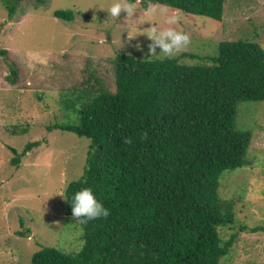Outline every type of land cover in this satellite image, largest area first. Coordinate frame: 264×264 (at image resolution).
Segmentation results:
<instances>
[{
  "label": "trees",
  "instance_id": "trees-1",
  "mask_svg": "<svg viewBox=\"0 0 264 264\" xmlns=\"http://www.w3.org/2000/svg\"><path fill=\"white\" fill-rule=\"evenodd\" d=\"M5 1L12 13L19 0ZM148 1L215 20L226 2L139 0L145 8ZM53 14L73 19L71 11ZM183 56L197 63L118 53L113 91L91 72L79 91L70 90L79 99V124L52 126L89 144L82 174L64 189V212L73 216L72 195L91 188L110 215L79 222L76 252L45 246L30 264H221L235 234L225 240L218 230L233 223L243 195L222 194L221 178L254 160L252 133L236 129L235 118L240 102L264 101V50L237 39L219 42L213 55Z\"/></svg>",
  "mask_w": 264,
  "mask_h": 264
},
{
  "label": "rangeland",
  "instance_id": "rangeland-1",
  "mask_svg": "<svg viewBox=\"0 0 264 264\" xmlns=\"http://www.w3.org/2000/svg\"><path fill=\"white\" fill-rule=\"evenodd\" d=\"M112 2L19 0L10 13L0 0V49L6 51L0 53V264H30L45 246L65 253L82 246L79 222L64 212V189L82 174L89 140L52 125L79 124V99L70 90L79 91L90 72L113 91L116 54L150 58L152 24L189 35L190 45L175 56L187 64L197 60L183 54H216L224 40H248L264 50V0H226L221 20L167 6L168 15L180 16L176 25L146 15L165 5L148 1L145 8L129 0L133 17L113 18L107 14ZM57 9L73 12V19L55 17ZM235 127L251 131L248 151L255 156L250 166L221 178L222 194H243L233 223L218 230L225 240L235 234L221 264H264V101L240 102ZM10 147L20 155L17 165Z\"/></svg>",
  "mask_w": 264,
  "mask_h": 264
},
{
  "label": "clouds",
  "instance_id": "clouds-1",
  "mask_svg": "<svg viewBox=\"0 0 264 264\" xmlns=\"http://www.w3.org/2000/svg\"><path fill=\"white\" fill-rule=\"evenodd\" d=\"M136 11L135 4L129 2V0H113L107 14L113 18H118L123 12L127 14V17H133ZM146 15L158 17L164 25H176L180 20L179 14L168 15L167 6L159 9L151 7L146 10ZM146 36L151 41L148 46L150 53L148 59L175 57L191 43L189 35L178 31L175 27H165L163 30H157L152 24ZM157 47L160 49L159 53L156 52ZM70 205L73 217L81 224L106 218L110 215L109 209L97 199L91 188H82L76 191L71 197Z\"/></svg>",
  "mask_w": 264,
  "mask_h": 264
}]
</instances>
